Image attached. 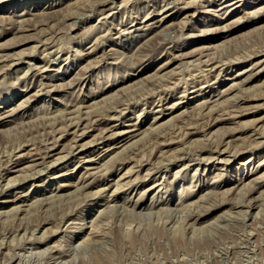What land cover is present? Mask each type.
I'll list each match as a JSON object with an SVG mask.
<instances>
[{"label": "rangeland", "instance_id": "374dc122", "mask_svg": "<svg viewBox=\"0 0 264 264\" xmlns=\"http://www.w3.org/2000/svg\"><path fill=\"white\" fill-rule=\"evenodd\" d=\"M232 1L0 0V110L31 98L0 125V264H264V0Z\"/></svg>", "mask_w": 264, "mask_h": 264}, {"label": "bare ground", "instance_id": "6f19581e", "mask_svg": "<svg viewBox=\"0 0 264 264\" xmlns=\"http://www.w3.org/2000/svg\"><path fill=\"white\" fill-rule=\"evenodd\" d=\"M68 1V0H67ZM168 1V0H167ZM239 1V0H238ZM238 1H232L231 3H229V5L228 6H231V5H234V4H236ZM199 2V1H198ZM186 3V2H185ZM188 3V2H187ZM88 4V3H87ZM198 4V3H197ZM52 5L53 4H51V7H52ZM168 5V4H167ZM189 7H197L196 6V3L195 2H190L189 4ZM222 5V4H221ZM90 6V5H89ZM111 6V5H110ZM153 6V5H152ZM182 6V5H181ZM205 6V5H204ZM3 7V6H2ZM83 7V6H82ZM156 7V6H155ZM208 7H210V5H208ZM41 8V7H40ZM61 8V7H60ZM52 9V8H51ZM112 9V8H111ZM234 9H236V8H234ZM233 9V10H234ZM60 10H62V9H60ZM260 10V9H259ZM1 11V10H0ZM24 11V10H23ZM43 11H45V10H43ZM54 11V10H53ZM74 11V10H73ZM111 11V10H110ZM2 12V11H1ZM30 12V11H29ZM40 12V11H39ZM46 12V11H45ZM44 12V13H45ZM49 12V11H48ZM77 12H79V11H77ZM82 12H84V11H82ZM81 12V13H82ZM253 12V11H252ZM3 13V12H2ZM7 12H5V13H3V14H6ZM11 13V12H10ZM19 13V12H18ZM31 13V12H30ZM38 13V12H37ZM51 13V12H50ZM74 13H76V12H73V14ZM108 13V12H107ZM27 14V13H26ZM41 14H43V13H41ZM48 14V13H47ZM58 14V13H57ZM79 14H80V12H79ZM109 14V13H108ZM7 15V14H6ZM5 15V16H6ZM14 16H17V17H20V16H22V14H17V12L16 13H14L13 14ZM28 15V14H27ZM30 15V14H29ZM40 15V14H39ZM256 15V14H255ZM4 16V15H3ZM3 16H1L2 18H3ZM12 16V15H11ZM41 16V15H40ZM77 16V15H76ZM79 16V15H78ZM192 16V15H191ZM9 16L7 15V19L6 20H8L9 18H8ZM29 17V16H28ZM50 16H48V18H49ZM52 17V16H51ZM51 17H50V19H51ZM193 17V16H192ZM6 18V17H5ZM5 18H3V20L5 19ZM16 18V17H15ZM21 18H23V17H21ZM12 19H14L13 17H12ZM20 19V18H19ZM24 19V18H23ZM54 19V18H53ZM2 19L0 20L1 22H4ZM5 20V21H6ZM10 20V19H9ZM16 20V19H15ZM18 20V19H17ZM16 20V21H17ZM21 20V19H20ZM73 20V19H72ZM172 20H173V18H172V16H161V17H159V18H157L156 20H154L153 22H151V23H147L149 20H146V21H144V23H147L145 26H146V31H145V33L144 34H142V35H138V36H136L135 38H134V41L133 42H135L136 40H138L140 37H142V36H145L146 35V32L147 31H153V30H155V29H166V30H168L167 28H168V26L169 25H171L172 26ZM181 20V19H180ZM22 21V20H21ZM51 21H52V19H51ZM63 21V20H62ZM70 21V20H69ZM183 21V20H182ZM19 22V21H18ZM178 22V21H177ZM179 22H181V21H179ZM236 22H237V20H236ZM52 23V22H51ZM210 23V22H209ZM16 24V23H15ZM50 24V23H49ZM8 25V24H7ZM137 24H134L132 27H134V26H136ZM178 25V24H177ZM181 25V24H180ZM213 25V24H212ZM17 26V25H16ZM19 26V25H18ZM58 26V25H57ZM60 26H62V25H60ZM144 26V27H145ZM223 26V25H222ZM211 27V26H210ZM215 27V26H214ZM242 24H233L232 26H230V27H228V29H226L225 31L226 32H218L217 34H215L213 37H217V39L219 40L220 38H225V37H227V36H229V35H231L232 33H235V32H237V31H240L241 29H242ZM254 27H256V26H254ZM2 28V27H1ZM16 28V27H15ZM121 28V27H120ZM170 28V27H169ZM57 29V28H56ZM124 29V28H123ZM260 29V28H259ZM36 30V29H35ZM132 30V29H131ZM165 30V31H166ZM170 30V29H169ZM202 30V29H201ZM209 29H207L206 28V30L205 31H201V32H204L203 34L204 35H206V32L208 31ZM217 30H218V28L215 30V32H217ZM158 31V30H157ZM210 31H213L214 32V30H210ZM221 31V30H220ZM24 32V31H23ZM22 32V33H23ZM168 32V31H167ZM212 32V33H213ZM134 33V32H133ZM153 33V32H152ZM162 33H163V31H162ZM61 34V33H60ZM199 34V33H198ZM240 34V33H239ZM69 35V34H68ZM132 35V34H131ZM163 35V34H162ZM184 35V34H183ZM189 35V34H188ZM96 36V35H95ZM94 36V37H95ZM161 36V35H160ZM159 37V36H158ZM163 37V36H162ZM59 38V37H58ZM143 38V37H142ZM205 38V37H204ZM157 39V38H156ZM155 39V40H156ZM224 41V40H223ZM218 42V41H217ZM216 42V44H213L212 46H207V47H202L203 49L202 50H204V52H206V51H208L209 49H211V48H213V47H216V46H219L220 45V43H217ZM92 43V42H91ZM150 43V42H149ZM149 43H147V45L149 44ZM98 44V43H97ZM97 44H94V45H92L89 49H87V50H89L88 51V53L86 54L87 56H89V55H91V54H93V53H95L97 50H99L100 48H99V45H97ZM156 44L157 45H159V46H162L163 45V42H160V41H158V42H156ZM212 44V43H211ZM53 45V44H52ZM128 45V44H127ZM150 45V44H149ZM221 46V45H220ZM223 46H225V45H223ZM142 47V49H144L145 50V46H140V47H138L137 48V50L139 49V48H141ZM42 48V47H41ZM136 48V47H135ZM162 48H163V46H162ZM166 48V47H165ZM217 49V48H216ZM136 50V51H137ZM178 50L179 51H181L182 52V50H181V48H178ZM103 51V50H102ZM116 51V50H115ZM263 52V51H262ZM103 53V52H102ZM106 54V53H105ZM129 55V54H128ZM212 55V54H211ZM249 55V54H248ZM251 55V54H250ZM4 56V55H3ZM2 56V57H3ZM107 56H108V54H107ZM172 58H174V59H176V58H180V57H187V56H189V53H180V54H178V55H174V54H172ZM191 56V55H190ZM219 56V55H218ZM128 57V56H127ZM130 57V56H129ZM9 58V57H8ZM14 59V58H13ZM122 59V58H121ZM222 59V58H221ZM241 59V58H240ZM15 60V59H14ZM17 60V59H16ZM119 60H120V58H119ZM131 60V59H130ZM129 60V61H130ZM133 60V59H132ZM131 60V61H132ZM3 61H5V60H3ZM96 61V60H95ZM136 61V60H135ZM138 61H143V58L142 59H139ZM182 61V60H181ZM132 62H134V60L132 61ZM209 62V61H208ZM221 62H223V61H221ZM5 63V62H4ZM7 63V62H6ZM135 63V62H134ZM207 63V62H206ZM13 64V63H12ZM47 64V63H46ZM46 64H44V65H41V66H39V67H37V68H34L33 70H35V72L36 73H39V74H42V72L44 71V70H46ZM87 64V63H86ZM93 64V65H92ZM92 64H90V65H88V66H86V67H83V73L81 74L82 75V77L85 75V74H87L93 67H94V63H92ZM143 64V63H142ZM198 64V63H197ZM219 64V63H218ZM217 64V65H218ZM257 64V63H256ZM8 65V64H7ZM132 65H133V63H132ZM2 66V65H1ZM18 66V65H17ZM261 67V66H260ZM188 68V67H187ZM205 68V67H204ZM212 68V67H211ZM226 68V67H225ZM49 70V69H48ZM156 70V69H155ZM220 70V69H219ZM78 71V70H77ZM194 71V70H193ZM2 72V71H1ZM158 72V71H157ZM186 72H188V71H186ZM4 73V72H3ZM24 73V72H23ZM34 73V72H33ZM65 73V72H64ZM214 73V72H213ZM191 74V73H190ZM211 74V73H210ZM155 75V74H154ZM56 76V75H55ZM75 76H76V74H75ZM193 76V75H192ZM51 77V76H50ZM82 77L81 78H79L78 80H77V82L80 80V79H82ZM177 77V76H176ZM187 77V76H186ZM140 78V77H139ZM231 79V78H230ZM176 80V79H175ZM50 81V80H49ZM145 81V80H144ZM172 81V80H171ZM174 81V80H173ZM177 81V80H176ZM199 81V80H198ZM103 82V81H102ZM154 82V81H153ZM192 82V81H191ZM202 83H206L207 81L206 80H202L201 81ZM209 82V81H208ZM61 83V82H60ZM190 83V82H189ZM193 83V82H192ZM56 84V83H55ZM54 84V85H55ZM68 84H69V82H68ZM75 84V82L73 81L72 83H70L68 86L69 87H72L73 85ZM78 84V83H77ZM154 84V83H153ZM53 85V86H54ZM61 85V84H60ZM133 85V84H132ZM148 85V84H147ZM165 85V84H164ZM163 85V86H164ZM166 86H168V85H166ZM52 87V86H51ZM50 87V88H51ZM56 87H57V85H56ZM153 87V86H152ZM151 87V88H152ZM143 88V87H142ZM264 88V87H263ZM262 88V89H263ZM147 89V88H146ZM149 89V88H148ZM158 89V88H157ZM199 89V88H198ZM54 90H56V88L54 87L53 88V91ZM264 90V89H263ZM147 91V90H146ZM152 91V90H151ZM155 91V90H154ZM229 91V89H227V90H225V91H223V92H220V94H218V96L220 97V98H222L223 97V95H225L227 92ZM65 92V91H64ZM179 92V91H178ZM200 92H202V91H200ZM199 92V93H200ZM235 92V91H234ZM111 93V92H110ZM126 93V92H125ZM124 93V94H125ZM138 93V92H137ZM50 94V93H49ZM119 94V93H118ZM176 94V93H175ZM236 94V93H235ZM201 96H205V94L203 93V94H200ZM211 95V94H210ZM15 96V95H14ZM119 96V95H118ZM257 96V95H256ZM255 96V97H256ZM67 97V96H66ZM110 97V96H109ZM139 97H141V96H139ZM175 97V96H174ZM198 97V96H197ZM210 97V96H209ZM212 97H213V99H214V94L212 95ZM233 97V96H232ZM253 97V96H252ZM102 98V97H101ZM205 98V97H204ZM30 96L28 97V98H26L24 101H22L19 105H17V107L16 108H14V106H13V109H10V110H7V108L6 109H3V110H0V125L1 124H3V123H8L9 121H7L8 120V118H12L11 120H10V122H12V120L14 119V117H16V115L18 114L17 113V111L18 110H20V109H22L29 101H30ZM70 99V98H69ZM139 99V98H138ZM223 99V98H222ZM241 99V98H240ZM253 99H256V98H251V99H246V100H243L244 101V103H247V101H249V100H252L253 101ZM202 100H203V98H202ZM201 100V101H202ZM105 101V100H104ZM121 101V100H120ZM239 101H241V100H239ZM98 102V101H97ZM96 102V103H97ZM108 102V101H107ZM30 103V102H29ZM208 102H204L203 104H202V106L204 107L206 104H207ZM240 103V102H239ZM238 103V104H239ZM93 104V103H92ZM98 104V103H97ZM219 104V103H218ZM256 104V103H255ZM80 101H78V100H74V101H72L71 103H69L67 106H68V109H72V110H69V115L70 114H72V113H74L75 111H73V110H76L77 108H79L80 106ZM87 105V104H86ZM240 105V104H239ZM88 106V105H87ZM125 106V105H124ZM214 106V105H213ZM202 107V108H203ZM240 107V106H239ZM242 107V106H241ZM240 107V108H241ZM1 108V107H0ZM34 108V107H33ZM230 108V107H229ZM171 109V108H170ZM115 110H116V108H115ZM164 110V109H163ZM175 110V109H174ZM252 110V109H251ZM48 111V110H47ZM88 111H89V108H88ZM92 111H93V109H92ZM153 111V110H152ZM231 111V110H230ZM249 111V110H248ZM226 112V111H225ZM243 112V111H242ZM59 113H60V111H59ZM58 113V114H59ZM238 113V112H237ZM241 113V112H240ZM93 114V113H92ZM39 115V114H38ZM37 115V116H38ZM61 115V114H60ZM59 115V116H60ZM85 115V114H84ZM242 114H240L238 117H240ZM245 115V114H244ZM58 116V117H59ZM97 116V115H96ZM216 116V115H215ZM223 116V115H222ZM35 118H36V116H34ZM47 117V116H46ZM45 117V118H46ZM49 117H51V116H49ZM82 117V116H81ZM218 117V116H217ZM94 118V117H93ZM92 118V119H93ZM137 118V117H136ZM22 119V118H21ZM44 119V118H43ZM48 119V118H47ZM51 119V118H50ZM71 119V118H70ZM91 119V120H92ZM32 120H33V118H32ZM53 120H54V118H53ZM15 121V120H14ZM36 121V120H35ZM58 121V120H57ZM56 121V122H57ZM69 121V120H68ZM73 121V120H72ZM71 121V122H72ZM77 121V120H76ZM218 121H223V120H219L218 119ZM217 121V122H218ZM17 122V121H16ZM42 122V121H41ZM226 122V121H225ZM18 123V122H17ZM33 123V122H32ZM40 123V122H39ZM46 123V122H45ZM70 123V122H69ZM89 123H92V122H89ZM89 123H88V125H89ZM219 123V122H218ZM260 123V122H259ZM31 124V123H30ZM7 125V124H6ZM60 125V124H59ZM73 125V123H70L69 125H67L68 127H70L71 129H73V131H72V135H75V137H73V138H75V139H73L74 140V148L75 147H77L78 145V142H81L82 141V137L84 136V134L85 133H89V131H91V130H93L94 128H90V127H88V128H90V129H88V131L87 132H84L83 130L85 129H82L81 130V132L80 133H78L79 132V130H80V126L79 125H77L76 123H75V125L74 126H72ZM112 125V124H111ZM258 125V124H257ZM15 126V125H14ZM23 126V125H22ZM22 126H21V128H22ZM177 126V125H176ZM179 126V125H178ZM215 126V125H214ZM6 127V126H5ZM30 127V126H29ZM59 127V126H58ZM83 127H85V126H83ZM117 127V126H116ZM115 126H111V128L110 129H106V130H104L103 132H100L99 133V135L98 136H95V138H94V141L93 142H100V144L101 145H103L105 142H107L110 138H111V135H114V134H116L117 132H116V130H117V128H116ZM151 127H152V125H151ZM216 127V126H215ZM26 128V127H25ZM25 128H24V130H25ZM86 128H87V126H86ZM99 128V127H98ZM170 128V127H169ZM179 128V127H178ZM55 129V128H54ZM13 130V129H12ZM15 130V129H14ZM18 130V129H17ZM47 130H48V128H47ZM102 130V129H101ZM108 130H110V132H112V131H114V132H112V133H110V134H108ZM21 131V130H20ZM83 131V132H82ZM7 132H9V131H7ZM40 132V131H39ZM144 132H146V131H144ZM143 132V133H144ZM5 133V132H4ZM119 133H120V131H119ZM251 133V132H250ZM8 134V133H7ZM135 134V133H134ZM164 134V133H163ZM166 134V133H165ZM164 134V135H165ZM192 134H194V132H192L191 133V135ZM5 135V134H4ZM3 135V136H4ZM9 135V134H8ZM29 135V134H28ZM87 135V134H86ZM153 135V134H152ZM93 136V135H92ZM257 137V136H256ZM57 138V137H56ZM234 138V137H233ZM137 139V138H136ZM45 140V139H44ZM49 140V139H48ZM51 140V139H50ZM69 140V139H68ZM194 140V139H193ZM192 141V140H191ZM31 142V141H30ZM61 142V141H60ZM156 142V141H155ZM23 143V142H22ZM159 143V142H158ZM24 144V143H23ZM55 144V143H54ZM92 144H94V143H92ZM155 144V143H154ZM30 145V144H29ZM36 145V144H35ZM39 145V144H38ZM80 145V144H79ZM100 145V146H101ZM160 145V144H159ZM84 146H85V144H84ZM105 146V145H104ZM79 147H82L81 145L79 146ZM106 147V146H105ZM30 148V147H29ZM141 148V147H140ZM42 149V148H41ZM41 149H40V151H41ZM76 149V148H75ZM43 150V149H42ZM233 150V149H232ZM33 151V150H32ZM54 151H56V149H53V150H51L49 153H52V152H54ZM105 151H108L107 149L105 150ZM24 152V151H23ZM127 152V151H126ZM29 153H30V151H29ZM83 153V152H82ZM122 153V152H121ZM120 153V154H121ZM13 154V153H12ZM48 154V153H47ZM115 154V153H114ZM41 155V154H40ZM53 155H56V154H51V156H53ZM13 156V155H12ZM11 156V157H12ZM17 156V155H16ZM28 156H29V154H28ZM55 157V156H54ZM64 157V156H63ZM96 157V156H95ZM107 157V156H106ZM119 157V156H118ZM129 157V156H128ZM197 157V156H196ZM40 158H43V157H40ZM56 159L58 158V157H55ZM195 158V157H194ZM193 158V159H194ZM199 158V157H198ZM83 159V158H82ZM6 160V159H5ZM8 160V159H7ZM219 160V159H218ZM5 163H7L6 161H4ZM161 162H163V161H161ZM4 163V164H5ZM106 164V163H105ZM37 165V164H36ZM104 166V165H103ZM108 166V165H107ZM9 167V166H8ZM108 168V167H107ZM118 168V167H117ZM14 169H16V168H14ZM23 169V168H22ZM102 169V168H101ZM261 169V168H260ZM25 170V169H24ZM33 170V169H32ZM31 170V171H32ZM94 170V169H93ZM98 170V169H97ZM18 171H20V170H18ZM42 171H43V169H42ZM148 172H150V171H148ZM19 173V172H18ZM101 173V172H100ZM6 174V173H5ZM22 174V173H21ZM102 174V173H101ZM154 174V173H153ZM34 175V174H33ZM253 175V174H252ZM6 176V175H5ZM4 176V177H5ZM18 175L16 174V177H17ZM31 176V175H30ZM3 177V175L1 176L0 175V179ZM14 177V176H13ZM15 177V178H16ZM14 178V179H15ZM24 178V177H23ZM19 179V178H18ZM96 179V178H95ZM94 179V180H95ZM99 180V179H98ZM8 181V180H7ZM14 181V180H13ZM15 181H16V179H15ZM6 182V181H5ZM120 182V181H119ZM122 182V181H121ZM7 184H9V183H7ZM37 184V183H36ZM123 184V183H122ZM80 185V184H79ZM115 185V184H114ZM255 186V185H254ZM154 187V186H153ZM108 188V187H107ZM80 188L78 187V190H79ZM99 189V188H98ZM129 189V188H128ZM100 190V189H99ZM101 190H102V187H101ZM55 191V190H54ZM106 192V191H105ZM243 192V191H242ZM81 193V192H80ZM94 193V192H93ZM98 193V192H97ZM104 193V192H103ZM223 193V192H222ZM227 193V192H226ZM84 194H85V191H84ZM27 196V195H26ZM60 196H62V195H60ZM45 198V197H44ZM56 198V197H55ZM60 198H62V197H60ZM87 198V197H86ZM105 198V197H104ZM109 198V197H108ZM202 198V197H201ZM34 199V198H33ZM38 199V198H37ZM240 199V198H239ZM43 200V199H42ZM58 200H59V198H58ZM85 200V199H84ZM247 200V199H246ZM245 200V201H246ZM56 201V200H55ZM32 202V201H31ZM36 202V201H35ZM46 202V201H45ZM53 202V201H52ZM194 202V201H193ZM235 202V201H234ZM240 202H242V201H240ZM28 203V202H27ZM31 204V203H30ZM83 204V203H82ZM111 204V203H110ZM116 204V203H115ZM19 205H20V203H19ZM44 205V204H43ZM49 205V204H48ZM84 205V204H83ZM112 205V204H111ZM120 205V204H119ZM179 205H181V204H179ZM231 205V204H230ZM32 207H33V204L31 205ZM36 206V205H35ZM126 206V205H125ZM13 207H16V206H13ZM28 207H29V204H28ZM27 207V208H28ZM164 207V206H163ZM189 207V206H188ZM253 207V206H252ZM23 208H25V206L23 207ZM30 208V207H29ZM33 208H35V207H33ZM48 208V207H47ZM46 208V209H47ZM128 208V207H127ZM126 208V209H127ZM182 208V207H181ZM26 209V208H25ZM108 209V208H107ZM156 209H158V208H156ZM155 209V210H156ZM163 209V208H162ZM175 209V208H174ZM178 209H180V208H178ZM185 209V208H184ZM19 210V209H18ZM33 210H35V209H33ZM100 210V209H99ZM98 210V211H99ZM106 210V209H105ZM132 210V209H131ZM230 210V209H229ZM16 211H17V209H16ZM93 211V210H92ZM157 211V210H156ZM155 211V212H156ZM170 211V210H169ZM172 211V210H171ZM11 212H13V211H11ZM18 212V211H17ZM168 212V211H167ZM245 212V211H244ZM3 213V212H2ZM28 213H29V210H28ZM139 213V212H138ZM222 213V212H221ZM227 213H229V212H227ZM1 214V213H0ZM4 214V213H3ZM6 214L8 215V213L6 212ZM9 214H11V213H9ZM14 214V213H13ZM25 214V213H24ZM27 214V213H26ZM141 214V213H140ZM172 214V213H171ZM223 214V213H222ZM232 214V213H231ZM250 214V213H249ZM28 215V214H27ZM69 215V214H68ZM80 215V214H79ZM142 215V214H141ZM6 216V215H5ZM14 216H15V214H14ZM72 216V215H71ZM147 216H149V215H147ZM242 216V215H241ZM25 217V216H24ZM137 217V216H136ZM23 218V217H22ZM79 219V218H78ZM96 219V218H95ZM192 219V218H191ZM58 220V219H57ZM61 220V219H60ZM21 221V220H20ZM68 221V220H67ZM72 221V220H71ZM42 222V221H41ZM73 222V221H72ZM92 222V221H91ZM189 223V222H188ZM190 224V223H189ZM188 224V225H189ZM138 225V224H137ZM191 225V224H190ZM65 226V225H64ZM63 226V227H64ZM94 227V226H93ZM195 227V226H194ZM34 228V227H33ZM46 228V227H45ZM55 228H57V227H54V229ZM96 227H94V229H95ZM138 228V227H137ZM32 229V228H31ZM183 229H185V228H183ZM57 230V229H56ZM55 230V231H56ZM61 230V229H60ZM93 230V229H92ZM33 231V230H32ZM83 233V232H82ZM192 234V233H191ZM93 235H94V233H93ZM37 236V235H36ZM88 236V235H87ZM90 236V235H89ZM191 236V235H190ZM189 236V237H190ZM85 237V236H84ZM89 238V237H88ZM90 239H91V237H90ZM94 239V238H93ZM82 240H83V238H82ZM88 240V239H87ZM99 240V239H98ZM97 240V241H98ZM89 241V240H88ZM87 241V242H88ZM92 241V240H91ZM95 241H96V239H95ZM94 241V242H95ZM171 241V240H170ZM84 242H85V240H84ZM86 243V242H85ZM84 243V244H85ZM246 243V242H245ZM72 244V243H71ZM89 244H90V242H89ZM48 245V244H47ZM46 245V246H47ZM81 245V244H80ZM86 245V244H85ZM54 246V245H53ZM37 247V246H36ZM81 247V246H80ZM181 247H183L182 245H181ZM75 248H77V247H75ZM74 248V249H75ZM34 249V248H33ZM41 249H43V248H41ZM30 250V249H29ZM37 250V249H36ZM67 251V250H66ZM253 251V250H252ZM34 252V251H33ZM54 253V252H53ZM41 254H43V253H41ZM33 255V254H32ZM55 255V254H54ZM40 256V255H39ZM73 256V255H72ZM228 256V255H227ZM225 257V256H224ZM229 257V256H228ZM254 257V256H253ZM27 258V257H26ZM31 258V257H30ZM72 258V257H71ZM252 258V257H251ZM41 259H42V257H41ZM260 259V258H259ZM36 260V259H35ZM71 260V259H70ZM261 260V259H260ZM259 260V261H260ZM30 261V260H29ZM48 261V260H47ZM58 261V260H57ZM240 262V261H239ZM42 263V262H41ZM53 263V262H52ZM56 263V262H55ZM58 263V262H57ZM62 263V262H61ZM64 263H66V262H64ZM241 264V263H240Z\"/></svg>", "mask_w": 264, "mask_h": 264}]
</instances>
